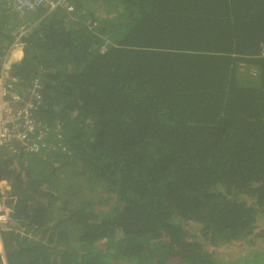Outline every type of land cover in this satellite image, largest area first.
<instances>
[{
  "label": "trees",
  "instance_id": "obj_1",
  "mask_svg": "<svg viewBox=\"0 0 264 264\" xmlns=\"http://www.w3.org/2000/svg\"><path fill=\"white\" fill-rule=\"evenodd\" d=\"M9 1L8 264H264V0Z\"/></svg>",
  "mask_w": 264,
  "mask_h": 264
},
{
  "label": "built area",
  "instance_id": "obj_2",
  "mask_svg": "<svg viewBox=\"0 0 264 264\" xmlns=\"http://www.w3.org/2000/svg\"><path fill=\"white\" fill-rule=\"evenodd\" d=\"M10 3L14 10L21 15L34 11L45 4L49 6L50 10L57 6L64 7L68 12H72L75 9L69 0H10ZM260 55L264 56V45ZM6 57L7 55L4 58ZM2 63V68L0 69V148L15 142L19 146H26L25 150L37 152L40 146H44V144L41 143L40 145L33 141L37 126L34 125L28 108L15 111L16 108H12L5 99L7 95H11L12 100L19 99L15 87L18 84L13 83L15 81L18 82V79L10 76L8 72L10 67H5L6 61L3 60ZM40 88L41 84L35 82L32 94L38 95ZM11 114H13L12 117ZM20 119H23V122H19ZM37 139L41 140V136L39 135Z\"/></svg>",
  "mask_w": 264,
  "mask_h": 264
},
{
  "label": "rangeland",
  "instance_id": "obj_3",
  "mask_svg": "<svg viewBox=\"0 0 264 264\" xmlns=\"http://www.w3.org/2000/svg\"><path fill=\"white\" fill-rule=\"evenodd\" d=\"M9 8L12 9V11L14 10L10 1H9ZM2 64L3 63L0 64V69L2 68ZM15 87H16V90L19 91L18 85H16ZM9 189H10V187L7 185V183H5V182L0 183L1 202H3L5 200V198L7 196V191ZM7 209L3 205H0V226H1V223L7 222L9 220V218L6 217L7 214L5 213ZM0 252L2 254V263L8 264L7 257L5 255L4 244H3V239H2L1 233H0ZM235 252H236L235 248H226V250L224 251L225 255H228V256L234 255Z\"/></svg>",
  "mask_w": 264,
  "mask_h": 264
},
{
  "label": "crops",
  "instance_id": "obj_4",
  "mask_svg": "<svg viewBox=\"0 0 264 264\" xmlns=\"http://www.w3.org/2000/svg\"><path fill=\"white\" fill-rule=\"evenodd\" d=\"M3 62V61H2Z\"/></svg>",
  "mask_w": 264,
  "mask_h": 264
}]
</instances>
